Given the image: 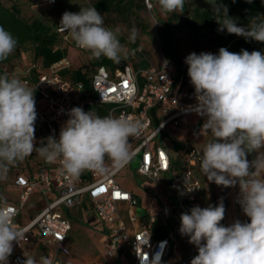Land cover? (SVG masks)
I'll return each instance as SVG.
<instances>
[{
  "label": "clouds",
  "instance_id": "clouds-1",
  "mask_svg": "<svg viewBox=\"0 0 264 264\" xmlns=\"http://www.w3.org/2000/svg\"><path fill=\"white\" fill-rule=\"evenodd\" d=\"M54 3L55 0H48ZM190 2V0H189ZM211 5L219 32L264 43V14L250 16L246 26L229 15L222 0H206ZM236 0H232L235 3ZM253 3V0H245ZM264 2V0H262ZM186 0H156L163 13L183 12ZM59 30L75 45L115 63L126 59L129 50L120 43L119 29L105 26L104 17L94 6L80 7L78 13L65 11ZM138 29L133 27L129 42ZM17 39L0 26V62L16 49ZM169 61L165 60V67ZM187 75L195 90L194 111L205 117L201 131L212 139L203 146L200 170L209 182L223 188L239 186L238 202L250 222L235 220L225 226L222 200L207 207L193 206L180 215L179 233L188 237L198 254L190 264H264V53L241 49L230 52L221 47L218 54L192 52L185 58ZM170 82V81H169ZM35 91L18 76L0 75V181H6L11 167L34 152L47 163H59L61 174L74 182L86 171L111 175L133 159L131 137H138L145 125L131 116L101 117L82 107H73L61 126L59 137L49 136L36 146ZM249 155L253 159L249 160ZM15 213L0 196V264H8L14 242L25 232L14 223ZM158 253L154 264H158ZM24 264H52L41 256H26Z\"/></svg>",
  "mask_w": 264,
  "mask_h": 264
},
{
  "label": "built area",
  "instance_id": "built-area-1",
  "mask_svg": "<svg viewBox=\"0 0 264 264\" xmlns=\"http://www.w3.org/2000/svg\"><path fill=\"white\" fill-rule=\"evenodd\" d=\"M58 2L59 0H55L54 3L47 1V4L53 6ZM145 3L150 9L153 8L152 0H145ZM57 33L63 41L71 44V48L90 58L88 63L91 66L90 89L83 83H76L62 76L63 72L74 67V62L67 56L49 68H44L40 63L29 64L23 72L6 64L1 67L4 74L18 76L31 88L28 77L32 73L38 74V81L34 86V90L40 95L35 101L37 112L35 125L42 127L48 136L58 138L61 126L68 119L67 112L79 106L84 111H92L101 117L112 114L138 118L145 127L138 137L130 138L134 149L131 162L124 169L111 175L104 176L86 171L78 180L70 183L68 178L61 174L57 162L48 168L37 170L30 178L18 177L15 184L21 191L20 201L18 204H9L15 213L14 223L35 191L41 192L46 207L26 226L20 227L25 232V238L19 243L14 242L8 264H24L26 256L21 253V249L33 233L53 249L48 256L52 264H60L59 255L69 254L66 242L72 231V223L64 216L63 209H72L85 198H88L91 212L99 225L110 227L111 239L107 250L109 257L114 256L120 244H125L133 253V264H154L158 253L160 254L158 264H166L172 242L177 235H181L180 215L196 205L207 207L201 202L205 194V185L195 175V167L200 165L201 150L196 146L189 147L182 169L175 173L171 155L164 146L156 143L160 133L169 125L178 130L191 129L194 132L202 122L203 116L194 111L197 104L195 90L177 87L175 65L169 58L164 57L157 67L148 69H134L128 65L111 70L103 64L106 57L92 58L89 52L72 43L67 33H62L59 28ZM64 49L60 45L54 48L55 51ZM165 60L169 61L166 67ZM156 108L166 113V117L157 127L154 125L152 115ZM191 115L198 117V124L191 125L189 121ZM137 159L138 175L174 191L175 201L164 199L159 187L156 193L149 196L151 203H159L163 221L172 225L168 235L161 239H155L151 233L152 226L157 223L154 216H150L147 222L139 224L138 216L131 213V210L139 205L141 198L125 189L119 182L121 173ZM220 187L221 190L213 199V203L218 204L222 200L225 218L231 205L235 220L250 222L238 202L239 186ZM121 203L129 206L128 222L120 214ZM225 218L221 221L223 225ZM183 237L189 245L190 253L182 263L190 264L198 250L188 242V237Z\"/></svg>",
  "mask_w": 264,
  "mask_h": 264
},
{
  "label": "rangeland",
  "instance_id": "rangeland-1",
  "mask_svg": "<svg viewBox=\"0 0 264 264\" xmlns=\"http://www.w3.org/2000/svg\"><path fill=\"white\" fill-rule=\"evenodd\" d=\"M48 0H0V2L7 8L16 7L20 11L22 19L28 23L34 21H40L44 23L51 32L57 31L62 14L65 11L78 13L80 7L94 6L95 0H59L56 5H48ZM156 0H152L153 8L150 9L145 0H125L123 5L115 8L111 13L105 14L98 11L104 17V23L106 27L113 30L119 29V40L129 50V55L126 59L122 58L119 64H127L134 69H148L151 67H157L160 61L166 57L177 60L181 66V73L179 76L178 88L188 89L191 86L190 78L187 75L188 66L185 63V58L192 52L197 54L201 52H211L218 54V50L221 47H229L226 44L227 37L224 36V32H219V28L216 19L213 17L211 5L206 0H186L183 12L176 11L174 13H161L160 10L155 7ZM208 15V16H207ZM210 21H214V27H210ZM239 26H242L237 21ZM135 27L138 29V35L134 43L129 42V35L131 29ZM164 29V32L162 31ZM162 31V32H160ZM227 33V32H226ZM239 38L241 36H236ZM71 41V39H70ZM58 45L71 50V59L75 61V67L79 65H87L90 62V58L84 57L79 54V51L71 48V44L63 41L62 37L58 38ZM74 43L73 41H71ZM23 54L16 56L15 51L11 54L13 64L12 67L18 68V71H22L28 64L33 62L34 47L29 44L22 47ZM230 51V50H229ZM253 51V50H251ZM249 51V52H251ZM259 51V50H256ZM231 52V51H230ZM264 53V50L261 51ZM79 54L80 56H78ZM77 55V56H76ZM80 57V58H79ZM75 58V59H74ZM79 58V59H77ZM174 60V62H175ZM81 63V64H79ZM22 68V69H20ZM203 118L202 123H204ZM169 133L171 137L165 136L168 143H173L176 136L172 135V128L169 127ZM198 131H196L197 133ZM208 140L212 139L211 133L207 132ZM175 137V138H174ZM36 146L39 147L41 142L47 141V136L40 129L35 127ZM177 139V138H176ZM172 154L177 159L179 157L178 148L171 147ZM264 152V149H261ZM253 155H249L248 159H253ZM46 161L34 152L31 156L26 158L23 162L18 163L16 166L11 167L6 181H0V195H12V184L15 174L23 168L28 170H35L38 167H43ZM139 164V159L132 162L126 169L124 176V183L127 187H132L138 191L141 184H146L151 193H156V189L162 188L161 184L158 186L153 181H145L147 178H140L136 176V169ZM39 169V168H38ZM34 193L29 203L25 205L24 210L34 213L43 207V203L36 201ZM164 194V193H163ZM165 196V195H164ZM42 202V201H41ZM36 208L32 210V208ZM231 221L234 222V216ZM76 224H74V227ZM181 240H178L176 245H179ZM70 255H80L86 249L85 240L74 229L69 241ZM103 259L107 262L110 260L103 254ZM120 262V261H119ZM112 263V262H111Z\"/></svg>",
  "mask_w": 264,
  "mask_h": 264
},
{
  "label": "crops",
  "instance_id": "crops-1",
  "mask_svg": "<svg viewBox=\"0 0 264 264\" xmlns=\"http://www.w3.org/2000/svg\"><path fill=\"white\" fill-rule=\"evenodd\" d=\"M80 54V53H79ZM77 54L78 56H80ZM71 55V50H69V56ZM76 55V56H77ZM71 57V56H70ZM85 57V56H84ZM80 58V57H79ZM77 58V59H79ZM73 59V58H72ZM75 59V58H74ZM75 63V61H73ZM81 64V63H79ZM18 69V68H17ZM22 69V68H20ZM26 68H23L21 72L26 70ZM179 84V83H178ZM189 90H194V87L191 85L187 87ZM153 119H154V125L157 127L166 117V113L160 109L156 108L152 111ZM205 118V117H203ZM203 120V119H202ZM189 121L191 125L198 124V117L195 115H191L189 117ZM203 123L201 122L197 127L196 130L193 132L191 129H175L173 126L169 125L167 126L164 131L160 133V135L157 138L156 143L162 145L165 147V149L169 152L172 159L175 162H178L174 167V172L178 173L179 170L182 169L186 151L191 146H196L200 150H202L203 146L208 142V134L205 131H201ZM169 127L172 128L173 132L172 135L176 136L175 140L173 139V143H168L167 137H171V133L169 132ZM196 131H198L196 133ZM170 133V134H169ZM171 147L178 148L179 150V157L176 159L174 155L172 154ZM49 165H51L49 163ZM127 169V168H126ZM126 169L121 173L126 174ZM37 169L35 170H28L26 168L20 169L13 178V184H12V195H0L4 197L7 200L8 204H18L19 203V196H20V189L16 186L15 181L18 177H24V178H30ZM126 171V172H125ZM136 172V171H135ZM195 175L198 179H200L204 185H205V194L201 200L202 204L205 206L213 205L215 206L216 203L214 202V198L218 195V193L221 190L220 186H217L213 182H209L207 180V177L203 175V173L200 170V165L195 167ZM121 176L119 178V182L121 185L131 191L134 195L141 198V201L139 205L136 208H133L131 210V213L135 214L139 218V224H143L147 222L148 218L150 216H154L162 225H165L168 229L172 228V225L169 223H166L163 221L162 215L160 214V205L159 203H151V199L149 196L152 194L150 190L147 188L146 184H141V187L138 189V191L134 190L132 187H127L124 183V176L121 179ZM136 176L141 177L136 172ZM145 181L149 182V180L144 179ZM160 193L162 197L166 200H173L175 201L174 191L166 186H161ZM36 193L35 197L36 201H39V203H43V207L36 211L37 208H32V210H35L34 213H30L29 211L22 210L20 215L17 217L15 221V225L17 227H24L26 226L30 221H32L37 215H39L44 208L46 207V202L44 200V197L42 196L40 191H35ZM33 193V194H34ZM164 193V194H163ZM165 195V196H164ZM30 201V200H29ZM42 201V202H41ZM29 203V202H28ZM170 204V203H169ZM174 204V203H171ZM25 208V207H24ZM119 211L122 216V218L128 222V213L130 211L129 206L126 203H121L119 205ZM63 214L65 217H67L71 223H72V231L75 229L79 235L85 240L86 242V249L80 254L77 255L75 253V256H68L70 255V249H72L69 244V236L66 245L69 249L68 255H59L58 261L60 264H133L134 257L133 253L130 251V249L125 244H120L114 254L113 257H109L107 254V250L110 243V227L106 225H99L98 221L95 219L94 215L91 212V204L88 200V198H85L83 202L77 206H75L72 209H63ZM232 216H234V210L233 207L230 205L226 212V218H225V226H228L232 224L231 221ZM235 220V218H234ZM74 224L76 226L74 227ZM138 224V225H139ZM137 225V226H138ZM131 227V226H130ZM132 229V228H131ZM181 240L179 245H176L177 241ZM53 249L49 246H47L45 243H43L35 233L31 237H29L21 249V253L25 256H31L35 257L37 261L40 260L41 256H45L48 258V256L51 254ZM106 252V255L108 256L109 262L105 261L103 259V254ZM189 245L185 238L181 235H177L174 241L172 242L171 251L166 259V264H184L182 263L188 256H189ZM120 261V262H119ZM112 262V263H111ZM186 264V263H185Z\"/></svg>",
  "mask_w": 264,
  "mask_h": 264
},
{
  "label": "trees",
  "instance_id": "trees-1",
  "mask_svg": "<svg viewBox=\"0 0 264 264\" xmlns=\"http://www.w3.org/2000/svg\"><path fill=\"white\" fill-rule=\"evenodd\" d=\"M125 0H95L94 7L97 11L108 14L111 13L118 6L123 5ZM224 4L228 6L229 15L235 18H238V22L242 26H246L248 23V19L250 16L256 15L257 13L264 14V2L262 0H253V3H246L245 0H236L235 3H232V0H222ZM208 16V15H207ZM210 27H214L215 22L210 21ZM0 26H3L6 30L10 31L13 36L17 39L18 45L15 49L16 56L22 55V47L31 44L34 47L33 53V62L32 63H40L44 68H49L51 65L59 62L64 57L69 56V51L67 49L57 50L54 48L58 45L59 34L57 31L54 33L51 32L50 28H48L44 23L40 21H34L33 23H28L20 16V11L16 7L7 8L0 2ZM164 32V29H162ZM160 31V32H162ZM224 36L227 37L226 44L229 47L231 52H240L241 49H245L248 51L251 50H264V43L257 42L254 40H245L244 37L236 38L234 34L224 33ZM170 59V58H169ZM12 56L10 55L6 60L0 62V75L4 73L1 70V67L6 65H12ZM72 60V59H71ZM175 65V72L177 78V85L179 81V76L181 73L182 66L181 64L175 60L170 59ZM175 60V62H174ZM73 61V60H72ZM75 64V63H74ZM109 69L113 70L116 67L124 68L128 66L127 64H119L115 63L112 60L106 58L103 62ZM29 67V64L27 68ZM91 66L83 65L82 67H73L70 71H65L62 73V76L65 78H69L73 82L83 83L87 89L91 87ZM29 80L32 85V89L34 90V86L38 81V74L32 73L29 75ZM35 91V90H34ZM39 94L35 91L34 98L35 101L39 99ZM35 127L44 132V134L49 137L47 132L39 126ZM53 163L52 165H55ZM179 164L173 160V168ZM175 165V166H174ZM49 163L45 162L43 167L48 168ZM37 168V170H39ZM169 229L160 224L159 222L155 223L151 228L152 236L155 239H161L168 235Z\"/></svg>",
  "mask_w": 264,
  "mask_h": 264
},
{
  "label": "snow or ice",
  "instance_id": "snow-or-ice-1",
  "mask_svg": "<svg viewBox=\"0 0 264 264\" xmlns=\"http://www.w3.org/2000/svg\"><path fill=\"white\" fill-rule=\"evenodd\" d=\"M100 191H104V189H100Z\"/></svg>",
  "mask_w": 264,
  "mask_h": 264
}]
</instances>
